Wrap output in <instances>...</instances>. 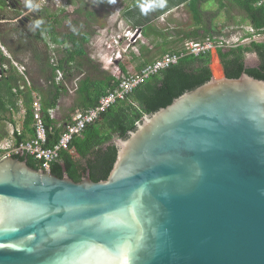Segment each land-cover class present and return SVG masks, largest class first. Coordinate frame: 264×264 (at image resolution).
Wrapping results in <instances>:
<instances>
[{
    "label": "water",
    "instance_id": "water-1",
    "mask_svg": "<svg viewBox=\"0 0 264 264\" xmlns=\"http://www.w3.org/2000/svg\"><path fill=\"white\" fill-rule=\"evenodd\" d=\"M114 144L98 183L0 160V264H264V81L212 77Z\"/></svg>",
    "mask_w": 264,
    "mask_h": 264
},
{
    "label": "trees",
    "instance_id": "trees-1",
    "mask_svg": "<svg viewBox=\"0 0 264 264\" xmlns=\"http://www.w3.org/2000/svg\"><path fill=\"white\" fill-rule=\"evenodd\" d=\"M37 1L30 0L33 7ZM76 1L78 7L74 11L75 18L67 20L68 17L61 18L58 12L49 8L40 10L28 8L25 6V0H0V45L6 48L10 56L5 57L0 51V67H6L0 80V89L5 86L7 90L6 96L0 98V122L10 120V117L19 111V103L22 102L25 110L23 125L32 137L31 105L36 94L47 128H52L48 133L47 146L54 144L63 131V128L54 127L55 122L49 112L56 109L64 95L69 94V88L73 89L76 96L78 110L85 111L97 105L99 100L118 84L113 74L98 66L87 53V46L94 35L87 20H91V23L95 21L96 12L92 9L91 3L96 0ZM99 1L106 4L109 2ZM261 1L154 0L153 4L149 0H133L126 13L128 17L135 18L130 22L132 28L141 29L146 33L153 31L154 28L151 27V20H148V13L138 11L139 6L146 5L148 9L154 7L158 12L154 14V19H157L161 14L184 5L194 23L193 30L187 32L186 38L195 41L216 40L219 39L217 36L224 35L225 26H218L214 21H217L220 11L224 9L225 14L230 17L233 15L232 11H239L252 29L253 35H263L264 5H259ZM210 2L218 4L217 10L210 11L205 8ZM108 6L110 5H104V8L109 9ZM59 12L63 13V10ZM13 20L18 22L7 25L8 21ZM64 20H67L68 24L62 29ZM181 50L172 54H177ZM216 52L226 78L238 79L242 74H246L264 81V40L231 48H219ZM17 54H20V57ZM247 54L257 56L258 66L246 67ZM25 56H28L29 67L23 65L24 62L20 60ZM209 58L210 53L199 57L184 56L176 65L148 78L123 101L115 103L105 111L98 121L74 137L69 150L60 153L49 171L60 179L67 176L75 183H80L87 175L94 183L107 180L118 153L114 140H126L145 115H152L166 108L184 93L208 83L212 79V73L202 62ZM13 62L25 69L29 86ZM118 68L120 74L125 76L123 66ZM56 70L62 73L60 81L56 80ZM25 138L21 134L17 142ZM72 150L75 153L71 154ZM12 158L25 162L33 170H43L41 164L32 157L16 155Z\"/></svg>",
    "mask_w": 264,
    "mask_h": 264
},
{
    "label": "built area",
    "instance_id": "built-area-1",
    "mask_svg": "<svg viewBox=\"0 0 264 264\" xmlns=\"http://www.w3.org/2000/svg\"><path fill=\"white\" fill-rule=\"evenodd\" d=\"M55 1V0H51ZM260 4L264 5V0ZM138 30L126 31L121 37H114L111 39L112 45L118 46L119 42L123 39L126 42L125 51L130 48L131 44L137 41ZM256 37L264 39V34H257L252 39H235L234 41H226L221 38L216 40L206 39L204 41H189L184 45L182 50L177 54L167 53L162 57L154 60L151 63L146 64L139 72L129 75H121L118 69L115 70L113 76L117 79V86L110 91L107 95L102 97L97 105L89 108L85 111H75L70 121L64 126L62 133L58 140L51 146H47L48 133L52 131V128L48 129L46 122L42 115V107L39 100H34L31 109L33 116V136L29 140L20 141L17 144L8 143L6 145L0 144V160L6 157L12 156H28L41 164L43 171H49L51 165L56 162L61 152L68 151L74 137L79 136L87 126L94 124L99 120L100 116L111 108L115 103L123 101L132 91L141 85L151 76L157 74L159 71L167 69L173 65H176L178 61L184 56L199 57L216 51L219 48H231L237 45L249 44L252 41H258ZM241 42V43H240ZM0 51L5 56L10 58L7 51L2 45H0ZM121 57L120 54L114 50L111 52L109 61L113 64L117 59ZM14 67L18 73L25 79L26 84L29 86V82L25 77V69L22 66L13 62ZM6 67H0V80L4 75ZM62 73L60 70H56V80L60 81ZM52 111L50 117L52 116Z\"/></svg>",
    "mask_w": 264,
    "mask_h": 264
},
{
    "label": "rangeland",
    "instance_id": "rangeland-1",
    "mask_svg": "<svg viewBox=\"0 0 264 264\" xmlns=\"http://www.w3.org/2000/svg\"><path fill=\"white\" fill-rule=\"evenodd\" d=\"M111 1V2H110ZM110 6H108L109 9H105L104 5L105 3L99 0L93 1L92 4V9L95 10V21L91 23V20H87V23L90 25L91 29L94 31V35L90 41V43L87 46V53L89 57L94 60L98 66H100L103 70L114 74L115 70V63L111 64V67H105L101 62L104 61L105 59L102 60L103 57H108L110 58V48L108 50V45H106L109 42H106V39L108 37L106 31H110V27L113 25L115 21H121V18H118V16L122 13L124 9H129V5L133 2V0H110ZM153 4H155L154 0H149ZM78 7V2L76 0H38L36 4L34 5L33 9H43V8H49L51 11H56L60 14V17L62 18L63 16L68 17L67 20L74 19V11ZM138 11H144L145 14L148 15V20H151V27L152 29L158 28L163 32L165 35L175 37L176 33L178 31H184L188 32L190 30H193L194 28V23L191 19L190 14L187 12V10L184 7H180L174 11L173 14H161L157 19H154V14L158 13L154 7L151 9H148L146 5H141V7H138ZM206 9L210 11H215L218 8L217 3L210 2L208 5L205 7ZM59 10H63L62 12H59ZM226 9L221 10L219 13V17L217 21H214L215 24H218V26H225L223 29V34L222 36H217L216 38H221L226 41H234L235 39H252L253 38V32L252 29L250 28L249 24L244 20V17L242 14H240L239 11H232L233 15L227 16L225 14ZM170 12V11H169ZM63 14V15H61ZM27 15H24L26 17ZM112 19H115L113 23L111 22ZM154 19V20H152ZM64 20L62 24V29L66 27L68 24V21ZM83 22V19L81 20ZM86 21V20H85ZM17 20L13 21H8L7 25H14V23H17ZM118 22L116 24H118ZM109 28H108V27ZM102 27V28H101ZM104 29V30H102ZM150 32V31H149ZM28 33L31 34V32L28 30ZM248 33L250 36L248 37ZM154 36V35H153ZM256 36V34H255ZM159 39V38H158ZM255 39H259L257 42H260L264 39L262 37L258 38L256 37ZM142 38L139 40L141 41ZM189 41H195V40H185L184 45L188 43ZM241 43V42H240ZM177 48L179 51L180 48ZM141 46V45H140ZM154 48L152 51L149 53V58H154L157 54L158 51L161 50V46H153ZM141 48V47H139ZM6 50V48H4ZM131 49V47H130ZM132 50V49H131ZM7 51V50H6ZM133 53V52H130ZM18 57H20V54H17ZM158 59V57H156ZM23 63V65H27L29 67V60L28 56L21 57L20 59ZM102 60V61H101ZM21 62V63H22ZM122 64L127 65V63H130L131 65L135 66L137 63L135 60L128 61L126 60H121ZM203 64L205 61L202 62ZM259 64V60L255 54H247L245 58V65L246 67L252 68L256 67ZM224 76V75H223ZM223 76L221 78H223ZM215 77V76H214ZM216 79V78H215ZM218 79V78H217ZM69 94H66L62 97V102L64 101V104H66V110L73 106L75 96L73 94V89L69 88ZM7 90L5 86H2L0 89V98H3L6 96ZM39 97L35 96V100H38ZM40 101V100H39ZM73 113V112H69ZM75 153L74 150L71 151V154Z\"/></svg>",
    "mask_w": 264,
    "mask_h": 264
},
{
    "label": "crops",
    "instance_id": "crops-1",
    "mask_svg": "<svg viewBox=\"0 0 264 264\" xmlns=\"http://www.w3.org/2000/svg\"><path fill=\"white\" fill-rule=\"evenodd\" d=\"M108 1H110V0H108ZM110 2H108L107 4L105 3V5H110ZM180 7L185 8L184 5H181ZM180 7H178V8H180ZM178 8H175V9H178ZM128 11L126 9H124L122 11V13L118 16V18H121V21H119V22L115 21L114 22L115 19H112L111 22H109V23L114 22L113 25L110 28L107 26L110 29V31H106V33L108 35L106 42H109L106 44V45H108V50L110 48V54L114 50L116 53L121 55V57L115 61L114 70H116V69L119 70L118 67L123 66V68L126 71V75L134 74L136 72H139L148 62L151 63L154 60H156L157 59L156 57L160 58L164 54L178 51L177 48L182 47L184 45L183 43L185 40H189L186 38V34H188V33L184 32V31L177 32L175 37H172V36L165 35L158 28H155V29H153V31H150V32L146 31V33H144L143 30L139 29L137 32L138 37H137L136 43H133L130 46L132 50L130 48H128L125 51L126 42L123 39L119 42L118 46L114 47L111 43L112 38L121 37V36H123V34L126 31H133L134 30L132 28V25L130 24V22L134 21L135 18L128 17L127 13H126ZM173 12L174 11H172V12L170 11V12H167V14L171 15V14H173ZM117 22H118V24H116ZM102 30H104V29H102ZM141 38H142V40L139 41ZM153 46H157V47L161 46L162 48L160 51L157 52V54L154 58H149V53L154 48ZM139 47H141V48H139ZM181 49L182 48H180V50ZM130 52H133V53H130ZM103 59H105V60L102 61ZM126 59H128V61H132V62H133V60H135L137 64L135 66H133L130 63H127V65L119 63V62H121V60L123 61ZM102 60H101L102 61L101 63L105 67H111L112 63L109 61L108 57H103ZM205 64H206V66H208L210 68L213 78H215L214 77V71H213L215 68L217 70L218 69L220 70V73H219L220 76L219 77L221 78L223 76V70H222V67L220 65L219 58L217 56L216 51H213L210 53V58L205 61ZM35 96H36V94H34V100H35ZM76 105H77L76 100H74L73 106H71L70 108H68L66 110V108H65L66 104H64V101L62 102V98H61L56 109L52 111V116H53L52 119L55 122L54 127L56 129L64 128V126L70 121L74 112L73 113H69V112H72L73 109H76L75 111H80V110H78V106H76ZM24 113H25L24 107L22 105V102H20L19 103V111L17 113H14L13 116L10 117V120L7 119L6 121L0 122V144H2V145H6L8 143L17 144L18 143L17 139L19 136H21V134H22V136L24 135V137H26L25 140H29L30 138H32L27 133L26 128L23 125ZM25 140H22V141H25Z\"/></svg>",
    "mask_w": 264,
    "mask_h": 264
},
{
    "label": "bare ground",
    "instance_id": "bare-ground-1",
    "mask_svg": "<svg viewBox=\"0 0 264 264\" xmlns=\"http://www.w3.org/2000/svg\"><path fill=\"white\" fill-rule=\"evenodd\" d=\"M213 66H214V65H213ZM213 69H214V68H213ZM213 71H214V76H215V78H216V79H217V78L220 79V77H219V76H220V74H219V73H220V70H219V69L217 70V69L215 68Z\"/></svg>",
    "mask_w": 264,
    "mask_h": 264
},
{
    "label": "clouds",
    "instance_id": "clouds-1",
    "mask_svg": "<svg viewBox=\"0 0 264 264\" xmlns=\"http://www.w3.org/2000/svg\"><path fill=\"white\" fill-rule=\"evenodd\" d=\"M25 6L28 7V8H32L33 7V5L31 4L30 0H25Z\"/></svg>",
    "mask_w": 264,
    "mask_h": 264
}]
</instances>
